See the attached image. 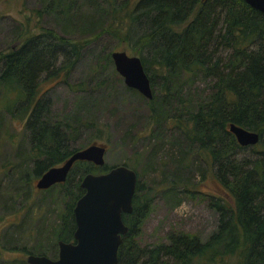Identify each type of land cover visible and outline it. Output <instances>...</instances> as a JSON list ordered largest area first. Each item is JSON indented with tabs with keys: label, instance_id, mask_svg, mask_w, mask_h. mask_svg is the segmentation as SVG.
<instances>
[{
	"label": "trees",
	"instance_id": "obj_1",
	"mask_svg": "<svg viewBox=\"0 0 264 264\" xmlns=\"http://www.w3.org/2000/svg\"><path fill=\"white\" fill-rule=\"evenodd\" d=\"M39 1L38 8L18 19L13 43L0 50V139L14 145L13 159L6 157L4 164L3 174L10 179L0 177V202L11 216L20 217L8 221L12 230L22 235L28 229L35 235L33 246L21 237L12 249L2 244L1 262L29 264L6 254L15 251L52 252L56 258L59 240L74 238V205L84 192L82 177L109 167L80 160L66 181L47 189L35 184L47 168L82 147L72 145L81 131H89L90 143L103 140L95 118L80 113L91 103L90 95L78 96L74 108L56 116L48 91L57 83L76 92L107 85L100 63L90 74L96 81L92 86L70 78L89 44L108 33L126 43L147 74L151 98L123 87L143 100L153 129L148 136L161 141L146 155L147 168L157 150L168 145L161 166L171 178L161 182L163 192H170L174 203L181 194L192 193L187 160L196 163L200 177L207 172L217 185L214 192H201L217 218L206 239L172 231L165 241L141 244L137 231L148 211L149 187L140 182L135 166L123 161L137 180L132 211L121 215L128 229L118 244L116 264H264V15L244 0ZM46 16L58 25L45 24ZM110 52L102 55L103 62L111 63ZM111 73L119 77L113 66ZM229 122L256 131L257 143L240 145L228 130ZM181 173L184 181L179 183ZM3 183L12 185L6 201L1 197ZM35 190L47 195L31 202ZM52 202L58 221L48 227L40 226L43 221L29 225L30 219L35 221L36 205Z\"/></svg>",
	"mask_w": 264,
	"mask_h": 264
},
{
	"label": "rangeland",
	"instance_id": "obj_2",
	"mask_svg": "<svg viewBox=\"0 0 264 264\" xmlns=\"http://www.w3.org/2000/svg\"><path fill=\"white\" fill-rule=\"evenodd\" d=\"M40 4L39 0H0V50H6V47L13 43L12 29L17 24L18 19H22L23 15L29 12V9L38 8ZM43 22L47 25H58L53 16H46ZM118 49L125 50L128 55L134 54L126 48V43L117 41L108 33L100 35L96 41L91 42L84 51L83 58L77 64L70 79L75 83L85 80L89 86H92L96 81L95 79H89L90 74L95 69L94 66L100 63L103 65V74L108 78L107 85H101L95 90H91V87H89L87 91L76 92L66 83L54 84L48 91V95L52 99L53 112L56 116H59L65 110L70 111L76 105L74 102L77 101L78 96L88 97L90 95L91 103L88 101L80 113L84 117L89 114V116H93L96 125L101 130L100 136L103 140L97 143H103L105 146L104 164L110 167L112 164H121L126 161L128 165L135 166L143 186L149 187L147 194L150 198L148 211L143 216L137 231L139 243L150 244L165 241L167 235L172 231H185L196 234L200 240H204L213 231L217 218L213 209L206 206L201 192H214L217 185L207 172L204 178L200 177V173L195 168L196 163L187 160V174L189 177L187 187L192 193L181 194L180 202L174 203L172 197H169L170 192H163L165 188L161 186V182L168 181L171 178L168 174L169 169L167 170L166 167L161 166V161L165 160L164 152L168 145L165 143L157 150L150 167L147 168V165L144 164L146 155L151 147L161 143V141L160 138L156 140L148 136L153 129L148 123V112L143 100L134 93L131 94L124 90L122 77L119 74V77H116L111 73L113 62H103V54L109 50ZM85 109H90L91 112H87ZM17 128L19 129V127ZM88 132L87 130L81 131L72 145L77 148L88 145L91 139ZM164 134L167 136L166 132ZM21 136L18 135L20 138ZM15 138L17 139V135H15ZM13 147V143L0 139V177L4 181L10 179L8 175L3 173L6 157H11V155L12 159L14 157ZM184 175V173L178 175L179 183L184 181L181 178ZM3 186L1 197L6 201L5 198H7L8 192L12 191L10 188L12 185L4 184ZM6 189L10 190L7 192ZM45 193H47L45 190L32 191L30 201L38 200L47 195ZM54 208L55 202L44 203L42 206L36 205L34 208L35 221L30 219L29 225L33 223L36 225L43 221L40 226L48 227L53 221H58L59 218ZM59 210L60 208H57V212ZM0 211V216L4 214L3 220H0V247L3 244L7 249H12L16 243L15 240L19 237L28 246H33L35 235H29L30 231L28 229L20 235V232L12 230L13 228L9 226L10 223L8 224V221L14 219L20 221V217L11 216V210L5 211L2 202H0ZM38 214H41V217H38ZM6 254L10 257L19 256L26 259L28 252L15 251L14 253L6 252ZM48 255L54 256L52 252ZM0 264H3L1 257Z\"/></svg>",
	"mask_w": 264,
	"mask_h": 264
},
{
	"label": "water",
	"instance_id": "obj_3",
	"mask_svg": "<svg viewBox=\"0 0 264 264\" xmlns=\"http://www.w3.org/2000/svg\"><path fill=\"white\" fill-rule=\"evenodd\" d=\"M244 1L264 15V0ZM110 59L124 85L147 99L152 97L147 74L137 55H128L122 49L111 50ZM227 126L236 142L242 146L255 144L259 140L254 130L232 122ZM104 151L103 143L93 142L80 147L62 163L47 168L36 179L37 188L47 189L66 181L76 161H92L102 167ZM136 180L135 171L125 164H112L106 171L85 174L81 179L84 192L74 205L76 229L73 240H59L56 258L29 252L26 261L29 264H116L118 244L128 229L121 215L132 211L131 197Z\"/></svg>",
	"mask_w": 264,
	"mask_h": 264
}]
</instances>
